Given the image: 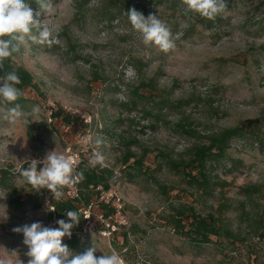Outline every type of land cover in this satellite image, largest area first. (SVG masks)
<instances>
[{
	"label": "rangeland",
	"instance_id": "obj_1",
	"mask_svg": "<svg viewBox=\"0 0 264 264\" xmlns=\"http://www.w3.org/2000/svg\"><path fill=\"white\" fill-rule=\"evenodd\" d=\"M75 1L52 0L53 11L38 18L58 43L27 40L0 67V77L25 69L34 85H17L24 115L15 124L6 118L12 105L0 98V170L8 173L0 179V259L27 264L23 234L14 227L36 221L58 227L49 190H34L21 175L30 159L56 150L76 165L100 152L122 206L114 225L91 208L82 231L72 229L77 245L63 238L73 254L94 247L97 257L115 250L125 264H264V0H227L217 15L221 36L198 23L185 33L194 18L182 8L149 5L148 15L171 29L175 48L168 52L145 46L128 19L99 18V0L78 18ZM26 2L39 11L34 0ZM59 109L77 121L53 119ZM232 130L241 137L228 139L225 153L206 164L209 193L175 170L171 161H194ZM221 206L236 244L213 237L197 246L174 226L188 207L206 218ZM182 219L188 223V212Z\"/></svg>",
	"mask_w": 264,
	"mask_h": 264
},
{
	"label": "clouds",
	"instance_id": "obj_2",
	"mask_svg": "<svg viewBox=\"0 0 264 264\" xmlns=\"http://www.w3.org/2000/svg\"><path fill=\"white\" fill-rule=\"evenodd\" d=\"M39 11L34 13L26 0H0V67L3 62L18 53L27 40L38 44L52 45L58 43V38L46 27L40 26L38 19L41 13L53 11L52 0H34ZM185 6V14H198L203 18L213 20L217 15L227 10V0H181ZM34 15L36 18H34ZM128 20L132 28L142 36L145 46L155 45L163 52L175 48L170 27L157 15L149 14L147 17L134 7L128 12ZM22 81L15 71L8 72L0 77V98L12 105L8 108L6 118L10 123L23 117L24 113L18 99L23 92L17 85ZM40 111L38 106L32 109L33 115ZM27 123V121H25ZM101 141H96L99 145ZM27 168L21 169V175L26 184L34 190L48 189L55 201L64 197L63 189L71 187L85 179L83 171H77L75 160L71 156L58 153L56 150L48 151L42 159H30ZM104 157L94 151L89 157L88 166L95 168L103 166ZM38 165H42L38 167ZM68 221L58 219V227L45 226L36 221L12 229L14 233L23 234V244L27 246V264H125L124 259L113 250L110 255L97 257L96 249L89 248L82 254H73L63 238H71L72 229L80 222L78 211H67ZM89 218V217H87ZM85 218V219H87ZM17 256V250L11 252ZM0 264H24L21 259H0Z\"/></svg>",
	"mask_w": 264,
	"mask_h": 264
},
{
	"label": "trees",
	"instance_id": "obj_3",
	"mask_svg": "<svg viewBox=\"0 0 264 264\" xmlns=\"http://www.w3.org/2000/svg\"><path fill=\"white\" fill-rule=\"evenodd\" d=\"M76 9L77 17L82 18L85 15L86 8L89 6L91 0H76ZM95 6V11L99 14V18H102L106 22L110 23L114 20H127V12L131 8L142 12L144 16L148 15V6L154 5L159 8H167L171 12H176V10L182 8L185 14V6L182 4L181 0H99ZM188 16L194 18V22L190 24L189 28L185 30V33H192L195 30L196 24H203L206 26L207 30L214 32L215 36H221V31L223 30L224 21L219 16H216L215 19L209 20L203 18L198 14L189 13ZM175 16V15H174ZM15 72L19 75L22 86L24 88L33 87V79L29 72L25 69H17ZM154 88L153 86H140L137 90L142 88ZM51 116L53 119H59L63 122L64 125L70 126L77 119L71 114L66 113L62 109L57 111H52ZM79 118V117H78ZM241 137L240 133L237 130H232L223 136L222 139L213 140V143L210 147L202 148L200 152L195 155V160L187 161L186 163H178L176 161H171L177 165L178 173H182L186 178L194 185H196L198 190H202L203 193H209L210 191V182L206 175V164L208 160L217 155H223L226 151V144L228 139L232 137ZM217 151V153H216ZM89 160L83 159L79 161L77 166V171H83L85 179L82 182L77 184L79 196L75 198H70L67 195V188L63 189L64 197L61 201H55L50 192L48 198V206L52 208L51 215L55 220L64 219L68 221L66 215L67 211H78L80 213V222L77 225V229L82 231V227L85 224L86 220L84 219V211H86L89 206L97 209L102 218L105 221L113 224L115 221L116 209L110 203H105L104 201L99 200V190L98 187H102L104 190H110V179L109 171L100 165H97L95 168L88 166ZM29 166V165H28ZM38 167H41L38 165ZM7 172L0 170V179L5 180L8 178ZM5 184V183H3ZM223 206L219 207L218 215L209 214L206 218H202L197 214L196 210L193 207H188L182 214H177V217L174 218V226L176 229L181 230V232L190 238L192 242L197 245L210 244L212 238H217L219 240L221 237H225L230 240L231 243L236 244L239 241V238L234 235L231 230L226 228L225 221L222 217ZM188 212V223H183L182 216ZM259 223L261 224V229L263 233H260V237L264 238V219L260 218ZM74 233H72L71 238L68 240L69 243H77L75 240ZM75 243V244H76ZM77 245V244H76ZM252 255V253H251Z\"/></svg>",
	"mask_w": 264,
	"mask_h": 264
},
{
	"label": "built area",
	"instance_id": "obj_4",
	"mask_svg": "<svg viewBox=\"0 0 264 264\" xmlns=\"http://www.w3.org/2000/svg\"><path fill=\"white\" fill-rule=\"evenodd\" d=\"M79 183V182H78ZM77 183V184H78ZM77 184L71 186V187H66L67 188V195L70 198H75L79 196V191H78V187ZM74 188V189H73ZM99 190V200L100 201H104L105 203H110L112 201V205L114 206V208L116 209V214H115V218H119L120 216H122V206L120 205V200H116L113 197V194L111 193L110 190L106 191L104 190L102 187H98ZM91 208L92 206H89V208L84 211V218L89 217L90 218V214H91ZM102 216V215H101ZM87 218V219H89ZM87 219H85L87 221ZM108 226H110V224H107Z\"/></svg>",
	"mask_w": 264,
	"mask_h": 264
}]
</instances>
